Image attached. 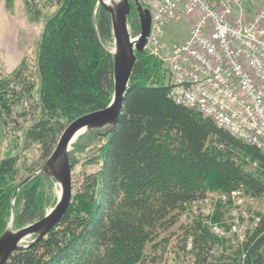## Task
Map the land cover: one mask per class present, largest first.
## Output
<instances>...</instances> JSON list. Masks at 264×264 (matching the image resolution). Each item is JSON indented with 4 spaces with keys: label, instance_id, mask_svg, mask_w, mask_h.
<instances>
[{
    "label": "trees",
    "instance_id": "obj_1",
    "mask_svg": "<svg viewBox=\"0 0 264 264\" xmlns=\"http://www.w3.org/2000/svg\"><path fill=\"white\" fill-rule=\"evenodd\" d=\"M44 1L57 9L44 23L36 76L30 73L26 79L19 70L1 79L0 111L6 119L13 113L36 116L22 145L38 144L46 159L65 128L63 118L73 121L105 108L113 81L112 55L104 47L112 40L109 13L97 0ZM131 18L135 32L133 6ZM165 77L157 58L135 53L116 128L86 134L97 145L102 141L97 168L83 177L78 192L71 191L60 222L4 264H143L148 252L154 264H264V213L241 249L215 235L199 211L187 213L197 201L223 193L210 198L221 220L234 189L242 196L243 189L251 197L261 196L264 154L198 112L176 105L167 96ZM83 148L73 145L74 151ZM69 159L72 170V153ZM16 160L0 162V234L17 184L24 180L17 178ZM44 177L36 175L17 191L15 226L44 216Z\"/></svg>",
    "mask_w": 264,
    "mask_h": 264
},
{
    "label": "built area",
    "instance_id": "obj_2",
    "mask_svg": "<svg viewBox=\"0 0 264 264\" xmlns=\"http://www.w3.org/2000/svg\"><path fill=\"white\" fill-rule=\"evenodd\" d=\"M141 2L151 16L146 46L165 69L168 98L264 154V0ZM174 21L187 23V36L161 56ZM241 192L231 191V200L240 202ZM196 203L215 235L242 238L237 218L225 231L209 222L210 198Z\"/></svg>",
    "mask_w": 264,
    "mask_h": 264
},
{
    "label": "rangeland",
    "instance_id": "obj_3",
    "mask_svg": "<svg viewBox=\"0 0 264 264\" xmlns=\"http://www.w3.org/2000/svg\"><path fill=\"white\" fill-rule=\"evenodd\" d=\"M56 9V4H49L44 0H30L28 4L26 0H0V80L15 76L19 70L25 78L26 76H30V73L32 76H36L34 72L38 63L37 56L44 23ZM131 21L132 18L130 20L128 19L129 33L131 38H135L139 30L133 31L134 28L130 24ZM186 36L187 23L184 21L172 22V24L166 27L165 34L162 38L161 56L167 53L171 45L182 42ZM104 47L112 53L114 50L113 38L110 42L104 43ZM143 51L149 54V47L146 46ZM153 57L157 58L160 62V67L164 69L160 58L156 56ZM22 100L24 101L26 99L22 98ZM16 108L19 110L18 107ZM34 118H36V116L31 114H27L21 118L13 113L12 116L6 119L5 114L0 111V162L6 158H17L16 162H14L15 165L20 168L17 178L21 177L24 180L35 173L47 159L41 158L40 146L36 143L23 149V134L27 127L33 123L32 120ZM70 121L69 119L63 118V126L66 127ZM96 131L101 133L104 132L103 129ZM88 133L90 132L81 133L70 145L69 154H73L76 162L71 170L73 194L79 191L83 177L86 174L94 172L97 168L95 156L97 154V148L102 141L97 145V140L94 139L93 143V141L86 137ZM76 143H78L79 146L84 144V148L74 151L73 145ZM253 166H255V163ZM45 177L43 179V184L47 202L45 205L46 214L55 205L59 196L60 187L55 181L47 176ZM21 182L22 180L19 181L17 185ZM19 188L20 187H17L15 190L16 193ZM221 194L223 193H218L217 195L215 193L210 196V198L213 200L218 199ZM9 205V215L7 216L4 230L9 226V230L15 231L20 227L14 224V214L17 209L14 196L11 198ZM216 210V207L213 205L212 212L208 213L207 217H209V220L214 221H211V223L218 225L225 231L228 230L233 219L237 218L240 221V234L242 238H238L237 236L230 237L227 235L225 239L226 243L230 246L241 249L247 240V234L257 227L260 216L264 213V193L254 198L245 193L243 189V197L240 198V202H229L222 212L223 215L221 216V220L216 218ZM190 212L192 215H195L198 211L194 207L193 209H187V213L190 214ZM199 214L203 215L201 212H199ZM222 237L224 238L225 236ZM32 239L33 236H29L22 244L26 245L30 243ZM187 240L188 238L186 241ZM187 246H189V242ZM148 253V259L146 263L143 264H154L153 261L150 262L152 260L151 252Z\"/></svg>",
    "mask_w": 264,
    "mask_h": 264
},
{
    "label": "water",
    "instance_id": "obj_4",
    "mask_svg": "<svg viewBox=\"0 0 264 264\" xmlns=\"http://www.w3.org/2000/svg\"><path fill=\"white\" fill-rule=\"evenodd\" d=\"M131 1L139 24V33L135 39L130 38L128 28V16L132 9ZM97 5L109 13L111 35L114 41V50L111 53L113 81L111 100L105 108L85 113L70 122L60 134L54 149L43 165L18 185L21 187L36 175L44 174L59 185L60 192L55 205L42 218L15 231L7 227L0 234V264H4L14 252L36 244L60 222L67 211L72 191L69 150L74 135L82 129L84 132H91L106 128L108 132H112L123 111L135 53L144 50L149 34L150 13L147 8L142 7L139 0H117L109 4L104 3V0H97ZM15 195L16 192L14 197ZM29 236H33L31 242L22 244Z\"/></svg>",
    "mask_w": 264,
    "mask_h": 264
},
{
    "label": "bare ground",
    "instance_id": "obj_5",
    "mask_svg": "<svg viewBox=\"0 0 264 264\" xmlns=\"http://www.w3.org/2000/svg\"><path fill=\"white\" fill-rule=\"evenodd\" d=\"M117 0H104V3H106V4H109V3H111V2H116ZM84 132V130L82 129V130H79L75 135H74V137H73V139H72V142H74L75 141V139L81 134V133H83ZM9 227V226H8Z\"/></svg>",
    "mask_w": 264,
    "mask_h": 264
}]
</instances>
